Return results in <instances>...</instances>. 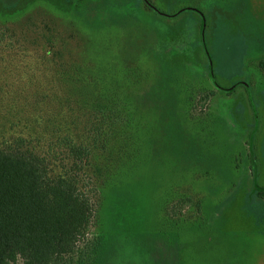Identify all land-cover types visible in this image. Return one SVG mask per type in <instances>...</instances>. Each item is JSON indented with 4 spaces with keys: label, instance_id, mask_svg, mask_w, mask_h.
<instances>
[{
    "label": "rangeland",
    "instance_id": "obj_1",
    "mask_svg": "<svg viewBox=\"0 0 264 264\" xmlns=\"http://www.w3.org/2000/svg\"><path fill=\"white\" fill-rule=\"evenodd\" d=\"M3 25L0 145L58 124L92 145L98 264H264V0H0ZM182 195L201 205L173 217Z\"/></svg>",
    "mask_w": 264,
    "mask_h": 264
},
{
    "label": "trees",
    "instance_id": "obj_2",
    "mask_svg": "<svg viewBox=\"0 0 264 264\" xmlns=\"http://www.w3.org/2000/svg\"><path fill=\"white\" fill-rule=\"evenodd\" d=\"M181 9L169 16L179 15ZM13 30L0 26V52L20 53ZM209 52L207 49L210 79L220 90L233 91L235 87H220ZM260 63L264 67V61ZM213 94H200L196 103L202 104H195V109L204 111ZM89 131L97 143L96 125ZM51 135L41 141L13 134L0 145V264H73L76 257L98 264L103 258V240L99 234L90 237L99 223L104 199L92 145L77 139L64 124L56 125ZM249 141L253 144V135ZM257 194L264 198V189ZM200 201L182 195L169 214L181 217L190 206L197 210Z\"/></svg>",
    "mask_w": 264,
    "mask_h": 264
}]
</instances>
